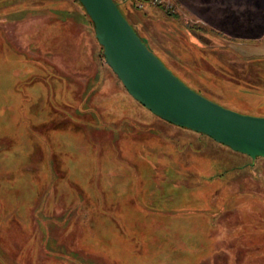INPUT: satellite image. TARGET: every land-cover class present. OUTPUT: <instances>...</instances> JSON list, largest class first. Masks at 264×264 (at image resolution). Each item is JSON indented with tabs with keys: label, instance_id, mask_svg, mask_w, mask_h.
<instances>
[{
	"label": "rangeland",
	"instance_id": "obj_1",
	"mask_svg": "<svg viewBox=\"0 0 264 264\" xmlns=\"http://www.w3.org/2000/svg\"><path fill=\"white\" fill-rule=\"evenodd\" d=\"M115 1L187 86L264 115V0ZM0 264H264V157L133 98L78 0H0Z\"/></svg>",
	"mask_w": 264,
	"mask_h": 264
},
{
	"label": "water",
	"instance_id": "obj_2",
	"mask_svg": "<svg viewBox=\"0 0 264 264\" xmlns=\"http://www.w3.org/2000/svg\"><path fill=\"white\" fill-rule=\"evenodd\" d=\"M106 63L127 92L158 117L264 157V115L224 107L187 86L141 39L114 0H79Z\"/></svg>",
	"mask_w": 264,
	"mask_h": 264
},
{
	"label": "built area",
	"instance_id": "obj_3",
	"mask_svg": "<svg viewBox=\"0 0 264 264\" xmlns=\"http://www.w3.org/2000/svg\"><path fill=\"white\" fill-rule=\"evenodd\" d=\"M137 3V5H141L142 3H146L149 5H159L163 7L167 12L174 13L177 11H181L182 4L175 2L174 0H133Z\"/></svg>",
	"mask_w": 264,
	"mask_h": 264
},
{
	"label": "trees",
	"instance_id": "obj_4",
	"mask_svg": "<svg viewBox=\"0 0 264 264\" xmlns=\"http://www.w3.org/2000/svg\"><path fill=\"white\" fill-rule=\"evenodd\" d=\"M79 1V0H78ZM115 1V0H114ZM131 1V4L132 5H134V6H139V5H137V3L135 2V1H133V0H130ZM116 2V1H115ZM117 3V2H116ZM81 4V3H80ZM146 4V3H145ZM82 5V4H81ZM117 5H118V3H117ZM147 5H149V4H147ZM84 8V7H83ZM85 10V9H84ZM86 12V11H85ZM124 15V14H123ZM133 26V25H132ZM134 27V26H133ZM134 29L136 30V28L134 27ZM137 31V30H136ZM137 33H138V35L140 36V34H139V32L137 31ZM141 37V36H140ZM141 39L143 40V41H145L146 43H147V41L144 39V38H142L141 37ZM104 56V55H103ZM183 128H185V127H183ZM196 132V131H195ZM199 133V132H198ZM201 134H203V133H201ZM204 135H206V134H204ZM209 137V136H208ZM211 138V137H210ZM71 254H74L73 252H71ZM74 256V255H73ZM82 263V262H81Z\"/></svg>",
	"mask_w": 264,
	"mask_h": 264
}]
</instances>
